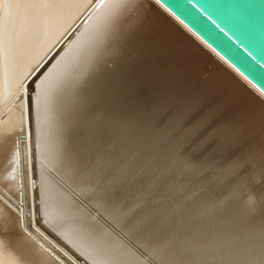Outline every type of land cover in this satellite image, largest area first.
I'll return each mask as SVG.
<instances>
[{
  "label": "bare ground",
  "instance_id": "obj_1",
  "mask_svg": "<svg viewBox=\"0 0 264 264\" xmlns=\"http://www.w3.org/2000/svg\"><path fill=\"white\" fill-rule=\"evenodd\" d=\"M168 17L152 0H0V190L3 197L13 200L10 208L6 205L8 199L0 203V264H147L43 172L38 171L37 180L33 179V157L35 164L42 165L41 169L55 172L77 195L87 197L98 213L160 264H261L264 260L243 245L240 235L244 218L257 221L252 218L264 216V211L261 210V215H247L237 209V204L230 213L225 202L226 187L264 171L261 156L250 157L248 160L254 161L249 165L235 160L227 163L222 171L215 167L205 177L195 176L193 188L207 195L201 200H192L194 208V204L204 207L205 210L197 208L202 212L203 222H196L193 228L180 233L179 224L188 220L183 216L185 213L166 214L165 209L172 208L174 203L166 194L154 192L161 204L145 200L142 193L138 197L132 194L128 169H121L108 152L114 143L125 142L145 115V102L139 100L141 95L138 98L130 95L131 91L144 86V78L142 83L139 80L145 75V62L116 91L103 83L104 76L111 70H96L106 55L95 58V51L104 41L116 36L105 45L110 47L106 61L114 65L124 49L146 37L150 22ZM124 20L128 22L122 25ZM173 29L167 43L186 52L194 45L195 37L180 24ZM158 49L157 54L162 55L165 48ZM188 54L189 63L186 62L188 66L184 63L183 72L167 66L170 63L167 58L168 62L158 65L161 79L169 84H155L154 89L144 94L146 100L159 96L158 104L156 101L153 107L156 110L167 103H176L173 94L169 97L165 93L167 90L171 93L168 87L173 90L181 87L179 83L193 76L196 59ZM182 60L174 55L171 61L179 64ZM90 61L94 64L92 74L79 76L81 62ZM214 71L216 87L208 89L210 92L206 89V94L205 89L203 92L199 89L200 99L208 96L211 99L212 95L228 89L222 106H246L247 110L239 117L245 122H259L264 138V98L232 70L235 78L220 66ZM66 85L70 96L61 107L58 129L57 121L54 126L52 99H55L56 89ZM156 87L159 89L155 90ZM184 87L186 89V85ZM83 99L84 106L81 105ZM230 110L223 111L218 119ZM184 115L182 107L175 120H185ZM212 123L211 126L216 122ZM229 133L228 130L218 131V138L211 139L210 144L219 147L217 152L224 163L243 148L235 146ZM161 138L163 134L145 130V146L157 145ZM55 140L61 142L58 152ZM162 159L170 160V156L165 154ZM214 176L218 179L214 185L216 190L207 186ZM225 176L230 179L225 181ZM138 190L136 188V192ZM256 194H264L262 184ZM210 195L213 201L217 200L216 206L210 205ZM191 215L199 216L193 212ZM206 225L221 229L212 230ZM185 245H190L191 249L186 250Z\"/></svg>",
  "mask_w": 264,
  "mask_h": 264
},
{
  "label": "rangeland",
  "instance_id": "obj_2",
  "mask_svg": "<svg viewBox=\"0 0 264 264\" xmlns=\"http://www.w3.org/2000/svg\"><path fill=\"white\" fill-rule=\"evenodd\" d=\"M127 22L128 20H124L122 22V25ZM177 24L179 23H177L171 17H168L167 19H161L159 22L156 20L150 22L148 26L151 27V29L147 33L146 37L139 41L132 42L130 45L131 47L126 48L122 51L120 56L116 59L114 65H109L107 62L108 60L106 58L109 57L108 53L110 47L105 45L115 39L116 36H113L104 41V44L101 45L102 47H100L99 50L95 51L94 57L103 58L106 55L105 60L96 70H103L106 68L107 70H111L108 75L104 76L103 83L106 84L107 88H113L116 89V91L118 90V87L125 82L124 80L128 78L130 80V77L134 75L136 69L141 67L143 62H145V75H142V78H140L139 80L140 83H142V79L144 78V86H141L142 84H139L138 86L141 87H139L138 89L140 90H133L130 93V95L132 96L131 98H138V95H141V98L139 100H143L145 102V115L142 117L141 121L135 125V129L131 130V132L125 138V142L114 143L112 146V150H108V152L110 156L113 155V160L117 162L121 169L125 168L124 171L128 169L126 171H128L129 173L127 176L130 179V184L133 188L132 194L138 197V194L142 193L143 196H145V200H150L155 204L162 203L157 200L158 194H166L168 198H170L174 203H171L173 205L172 208L168 207V209H165V213L170 215L179 213L178 211H182V214L183 212L185 213L183 216L186 215L185 218L188 220L185 223H183L182 221L179 224V231L181 233L186 231L191 226L193 228L196 222H203L202 220L204 218L202 212L200 210L197 211V208L205 210L204 207H199L198 205L194 204L196 206V208H194L192 205V202L194 200H201L204 198L203 196H207L204 192L199 193L200 191H198V188H196V191L198 192L196 193L192 184L195 176L198 175L205 177L206 175L211 174V170L214 171L215 167H217L218 171H222V168L227 163H231L235 160H240L243 162L242 164L246 165H249L250 162L254 161L248 160L253 156H261L263 160L264 138L260 133V130L261 128H263V126L259 124V122H245L241 119V117H239V115L245 113V111L247 110L246 106H236L234 104H231L228 107L222 106V102L226 101L225 98L229 93L228 89H223V92H221L219 95H212L211 99H208L209 96L200 99L198 95L201 94L200 91L203 92V90L205 89V91L203 92L204 94H206L205 92L207 91L210 92L213 87H216L215 84L217 83H215V81L217 79L212 76V72H210V70L207 73H204L203 71L206 56L205 52H201L203 51L201 49L204 48L203 45H200L202 48H200V46L196 44L191 45L185 52L184 50L182 51V49H179V47H177L176 49L175 47L172 48V46L175 45L172 43H167V38L170 37V35L173 33V28ZM159 43H163L164 46L162 45L161 47ZM167 46L170 48V50L172 48V51H169V48ZM159 47L162 48V50L165 48L164 51H162V55L157 54L160 51L158 49ZM177 50L181 51V53ZM167 51L168 53H166ZM172 52H176V54ZM178 52L181 56H185L184 59L181 58ZM188 53H190V56L194 55L192 57L196 59V62L193 63L194 66L192 68V73L194 71L193 76L195 77L190 76L188 80H182L183 82L179 83V86L180 84H182L181 87L184 89H181V87H177L178 85H176L178 89L175 88L174 90L173 88L168 87L167 89H169L171 93H169L168 90L165 93L168 94L167 96L169 97H171L170 95L173 94L172 97H175L176 103H167L162 108H160L159 111L156 110L153 107L155 106L154 103L156 101L158 104L159 96L157 97V99L146 100L144 94L148 90L154 89L155 84L166 83V81L164 79H161V76L159 75L161 72V67H158V65L164 63L167 58L168 61L170 60V63H168L167 66L172 65L174 68H180V72H183L186 70L184 63H186L189 59ZM174 55L176 57L179 56V60L183 59L184 62L183 60L181 63L179 62V64L177 63L178 61L172 62L171 60L173 59ZM162 56L163 58H161ZM187 63H189V61ZM187 63L186 65L188 66ZM93 68L94 64L91 61L88 63L81 62V71L79 72V76H81L82 74L84 77L90 76L92 74ZM197 71L199 72V74ZM209 76H212V80L209 78ZM191 77L192 80H189L191 79ZM186 81L188 82L187 84H185V89L184 83H186ZM201 81L202 83H200ZM206 81H210V85L208 83L206 84ZM195 82L199 84L194 85ZM34 86L35 85L33 84V88ZM201 86L204 88L201 89ZM33 88L32 90L34 92ZM156 89L159 88L156 87L155 90ZM199 89L200 91H198ZM179 90H181V93H179ZM56 95H60V97L56 98ZM69 96L70 88L66 85L62 88L56 89L55 99H52L54 126L56 127L58 125V129L60 127L62 118L61 107L66 103ZM197 97H199V100L197 99ZM81 105H85V100L84 103H81ZM182 107L183 109H185L184 116L186 117V119H182L181 121L175 120V115L177 114L178 110L182 109ZM228 108L231 110L227 112L225 117L219 120L218 118L222 116L223 111H226ZM211 123L215 124L211 126ZM207 126L209 127L207 128ZM145 130H152L153 134H163V138H161L159 144L154 146H145ZM227 130L230 131L229 135L231 136V139L233 140L235 146L241 145L243 146V148L232 159H229L224 163L221 161L220 155L217 152V149L219 147H215V145L211 146L210 144L211 139L216 140L218 138V131L225 132ZM200 132L201 134L199 135ZM198 135L201 137L197 139ZM55 141L58 152V150H60L61 148V142H59L58 140ZM172 145L174 147H172ZM217 145L220 146V144ZM163 154H168L170 156V160H163ZM35 162L36 159L33 157V161L31 163V172L33 179L37 180V177L35 178V176H38V171L43 172L49 177V179H51L52 182L56 183V186L62 188L64 192L66 191L67 195L70 196L75 202H77L78 205L83 207L89 215L94 214V216H96V220L101 222V224L105 228L111 230L114 235L117 236L121 241H123V243H125L127 247L131 248V250H133L139 258H142V260L144 259L145 263L160 264L156 259L150 256L146 252V250L144 252V250L136 242H134L133 240L131 241L130 239L128 240V238L121 231H119V229L115 227L116 225L106 216L98 213L97 210L91 205L87 197L84 198L80 195H77L70 187H68L63 181L59 179L55 172L51 170L48 171L49 169L45 170L44 167L41 169L42 165L40 166L37 163L36 165ZM51 172H53L54 174ZM214 177L215 178H212L207 182V186L216 190L217 186L214 185L218 183V179L216 178V176ZM229 179L230 178H227L226 176L224 177L225 181H228ZM260 184L264 186V171L254 173L249 179L238 181L235 184L226 187L225 202H227L229 212L231 213V210H234L236 205L239 204L237 209L244 212L245 214H251V216L259 214L261 215V210L264 211V194H262L263 196L260 194H256V190L260 186ZM136 188H139L137 192ZM70 191L73 193V195ZM0 192V199H2L0 203H5V200L8 199L6 200V205L8 204L7 208H10L11 205H13V200H11L12 198L5 196L3 197V191L0 190ZM154 192H157L158 194ZM1 195L3 198L1 197ZM216 201L217 200L213 201V196L210 195V205L216 206ZM191 212H193L194 215L196 214V216H199L197 218H193ZM244 219L246 221H242V227H240V235L243 240V245L249 247L250 249H253L256 253L259 254L260 257L264 258V216L252 218L257 221H251L249 217H245ZM38 223L40 224V221ZM206 227L209 228L210 225H206ZM209 229H221V227L213 225Z\"/></svg>",
  "mask_w": 264,
  "mask_h": 264
},
{
  "label": "water",
  "instance_id": "obj_3",
  "mask_svg": "<svg viewBox=\"0 0 264 264\" xmlns=\"http://www.w3.org/2000/svg\"><path fill=\"white\" fill-rule=\"evenodd\" d=\"M152 1L205 47L204 73L233 71L264 98V0Z\"/></svg>",
  "mask_w": 264,
  "mask_h": 264
},
{
  "label": "snow or ice",
  "instance_id": "obj_4",
  "mask_svg": "<svg viewBox=\"0 0 264 264\" xmlns=\"http://www.w3.org/2000/svg\"><path fill=\"white\" fill-rule=\"evenodd\" d=\"M186 250H190L191 246L190 245H185ZM261 264H264V260L261 261Z\"/></svg>",
  "mask_w": 264,
  "mask_h": 264
}]
</instances>
